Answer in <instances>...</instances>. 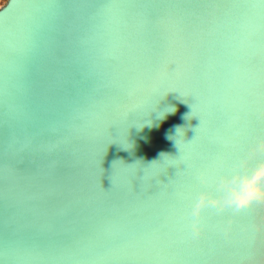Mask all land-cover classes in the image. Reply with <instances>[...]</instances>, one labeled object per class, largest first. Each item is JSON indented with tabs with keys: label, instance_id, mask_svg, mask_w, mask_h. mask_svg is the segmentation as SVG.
Returning a JSON list of instances; mask_svg holds the SVG:
<instances>
[{
	"label": "water",
	"instance_id": "1",
	"mask_svg": "<svg viewBox=\"0 0 264 264\" xmlns=\"http://www.w3.org/2000/svg\"><path fill=\"white\" fill-rule=\"evenodd\" d=\"M262 141L264 0L0 7V264H264V201L191 213Z\"/></svg>",
	"mask_w": 264,
	"mask_h": 264
},
{
	"label": "clouds",
	"instance_id": "2",
	"mask_svg": "<svg viewBox=\"0 0 264 264\" xmlns=\"http://www.w3.org/2000/svg\"><path fill=\"white\" fill-rule=\"evenodd\" d=\"M3 0H0V4ZM259 150H264V141L258 145ZM222 194L213 195L203 193L196 200L193 207L195 217L202 216L208 207H214L218 211L233 208L236 212L246 209L257 201H264V162L254 168H249L244 163L237 170L228 175L221 184ZM198 232H203V226L199 223L194 225Z\"/></svg>",
	"mask_w": 264,
	"mask_h": 264
},
{
	"label": "snow or ice",
	"instance_id": "3",
	"mask_svg": "<svg viewBox=\"0 0 264 264\" xmlns=\"http://www.w3.org/2000/svg\"><path fill=\"white\" fill-rule=\"evenodd\" d=\"M205 185L201 186L198 190H194L191 194V213L193 218H195V216L193 215V207L194 204L196 202V200L199 198L200 193L204 191Z\"/></svg>",
	"mask_w": 264,
	"mask_h": 264
},
{
	"label": "rangeland",
	"instance_id": "4",
	"mask_svg": "<svg viewBox=\"0 0 264 264\" xmlns=\"http://www.w3.org/2000/svg\"><path fill=\"white\" fill-rule=\"evenodd\" d=\"M6 2V0H3V3L2 4H0V7L2 6V5H4V3Z\"/></svg>",
	"mask_w": 264,
	"mask_h": 264
}]
</instances>
